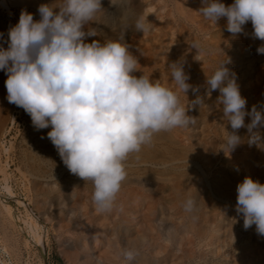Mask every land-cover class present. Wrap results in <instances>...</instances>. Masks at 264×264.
Segmentation results:
<instances>
[{"label": "rangeland", "instance_id": "rangeland-1", "mask_svg": "<svg viewBox=\"0 0 264 264\" xmlns=\"http://www.w3.org/2000/svg\"><path fill=\"white\" fill-rule=\"evenodd\" d=\"M6 2L10 4L13 15L0 5V47L5 49L8 47V30L18 22L22 10L40 19L37 5L11 4L12 0ZM222 2L227 6L234 0ZM102 3L112 10L109 0H102ZM178 3L179 0H135V7L140 9L136 17H146L150 29L143 33L129 29L125 42L138 59V72L135 74L150 76L154 82L174 91L176 87L168 65L184 60L188 83L199 86L202 91L193 93L189 90L187 96L178 93L181 104L189 105L197 95L205 99L200 106L188 109L187 114L192 116L194 123L185 129L179 128L181 134L189 137L183 138L181 142L193 145L196 150L202 147L208 149L211 162L207 164L204 159L195 158L189 163L180 160L139 165L125 160V169L131 168L129 172L133 174H137L138 169L170 170L186 164L182 169L188 172V179L180 189L185 193L181 195L182 191L171 189L158 180L152 184V189H145L139 183L122 185L112 208L103 212L97 211L92 201L93 185L90 181L84 182L78 176L75 177L77 182L65 181L72 174L64 163L56 166L48 164L46 179L39 178L52 186L60 187V184H64L60 195L51 194L42 204L34 200L31 192L27 191V194L21 175L13 164L10 167L13 173L10 182L12 190L34 214V224L44 236V244L40 252L31 235H25L27 230L15 228L0 212V264H264V236L257 233L255 224L244 229L243 217L235 210L236 195L218 196L213 188V182L220 172L233 169V166L241 175L255 176L254 180L264 183V150L255 145L250 147L246 142L241 143L233 152L237 163L230 165L226 160L227 150L225 154L221 148L225 147L226 137L232 129L224 117L219 115V109L222 108L217 102L219 90L213 91L210 97L205 95L206 77L211 76L228 57L231 62L227 67L235 73L240 93L247 101L246 109L251 111L253 105L264 109V54L257 52V47L264 44V41L252 36L251 21L243 26V33L233 38L225 26L226 17H222L216 24L197 11L203 6L202 0L183 2L196 9L193 21L179 13ZM219 25H223L227 38L213 46L210 34ZM112 28L115 30V26ZM194 43L198 45L197 48L192 47ZM202 69L208 70L205 79H201L198 74ZM18 110V106L9 103L7 120L4 122L5 126H9V117L13 114L17 116L12 129L4 138L6 146L10 140L14 141L16 160L21 157L20 150L24 148L20 144V134L27 127L24 118L17 113ZM250 121L251 117L245 116V123ZM216 128L217 133L214 131ZM240 129L238 134L244 132L241 137H246L247 128ZM258 130L264 134V127ZM0 155L4 159L1 145ZM57 174L59 181L56 184L54 176ZM36 179L30 176L31 182ZM1 182L0 176V187ZM198 186L205 189L201 192ZM189 198L195 201L191 212L184 207ZM7 200L26 218L28 211L24 206L9 197ZM193 222H200L206 236L204 239L194 235L191 228ZM230 223L236 229L232 235L228 231ZM182 225L185 230L180 232ZM169 227L172 230L179 229L173 234L174 240L170 241L165 236ZM211 234L210 244L205 245ZM125 236L136 238L135 244L125 245ZM127 252L133 254L131 260L127 258Z\"/></svg>", "mask_w": 264, "mask_h": 264}, {"label": "clouds", "instance_id": "clouds-1", "mask_svg": "<svg viewBox=\"0 0 264 264\" xmlns=\"http://www.w3.org/2000/svg\"><path fill=\"white\" fill-rule=\"evenodd\" d=\"M121 0H109L112 7ZM197 11L217 24L227 18L226 28L237 38L251 21L252 36L264 41V0H202ZM58 8L59 11H54ZM102 0H62L41 4L33 14L22 10L18 22L8 30V47H0V70L7 74V100L23 108L36 130L51 128L47 138L71 174L93 185L92 201L97 211L110 210L126 178L124 161L152 143L155 134L175 128H187L194 120L188 109L204 103L197 95L189 105L180 102L178 93H199V86L188 83L184 60L168 65L176 91L139 75L138 59L125 42L129 29L147 32L150 25L140 15L122 27L119 38L93 39L98 30L92 25L103 12ZM197 48V44L192 45ZM264 54V44L257 47ZM230 58L222 61L211 76L206 77L205 95L219 90L217 102L232 131L225 147L230 155L246 142L264 150V109H246V98L240 93L235 73L228 67ZM250 116V123H245ZM247 128V136L238 135ZM43 138V137H42ZM235 210L243 217L245 230L253 224L264 236V183L251 176L238 183ZM195 201L184 203L191 212ZM128 259L133 258L127 252Z\"/></svg>", "mask_w": 264, "mask_h": 264}, {"label": "bare ground", "instance_id": "bare-ground-1", "mask_svg": "<svg viewBox=\"0 0 264 264\" xmlns=\"http://www.w3.org/2000/svg\"><path fill=\"white\" fill-rule=\"evenodd\" d=\"M12 1L13 2H11V4L17 3V4H26V5L31 4L34 6L36 5L39 6L41 4L51 5L54 3L55 0H12ZM134 1L135 0H121L120 6L112 7V10L108 9L107 7H104L105 10L101 12L98 16V22H95L92 25H90L98 30L99 35L97 37H89L86 42L90 43L93 39H100L101 41H103L104 39L119 38L122 27L126 24L133 23L137 16V13L140 10L135 7L136 5H134ZM184 1L185 0H179L178 11L180 14L185 15L187 19L193 21V19L195 18L196 9L190 7L188 3H183ZM128 2L129 5H127ZM56 3L57 4L62 3V0H59ZM0 5L4 9H6L10 14L13 15L10 4L6 2V0H0ZM152 7L153 6L151 5L150 8ZM54 11H59V9L56 8L54 9ZM34 20H39V18L34 17ZM113 26H115V30H113L112 28ZM210 36H211L210 37L211 44L213 46L219 45L224 38H227L223 25L222 26L219 25L215 30H213ZM207 73H208L207 69H202L198 71V74L200 75L201 79H205ZM6 79H7V75L4 73L3 70H0V132H1L0 145L2 152L4 153V159L0 158V176L2 181L1 182L2 186L0 187V206H1L0 212L8 219V222H10L11 225H13L15 228H18L20 231L26 229L28 233L25 232V235L26 234L31 235L36 246L39 248L40 252H42L43 251L42 246L44 244V236L40 234L37 226L34 224V214L32 213L31 209H29L26 204H22L23 203L21 201L22 199H20V197L16 195L12 190V186L10 182L13 177V173H11L10 167L13 164L16 166V170L18 171V173H20L21 175L20 178H22L24 182V186H26L24 187L27 189L26 192L27 191L31 192L33 197H35L34 200L37 201L38 204H42V202L46 200V198H48L51 194L60 195L61 187L64 184H60V187L56 185L52 186L49 185L46 180L42 181L41 179L39 180V178L47 177L46 174H48V164H50L51 166H56L57 164L63 163V161L61 160L52 142L47 138V133L48 131L51 130V128L49 127L41 130H36L32 125L31 117L23 110V108L20 107L17 113H20V115L24 118L25 123L27 125L26 131L20 134L21 135L20 144L24 146V148H21L20 150L21 157L18 160H16L17 159L16 154L13 153L15 151L13 144L14 141L10 140V144L6 146L7 141L4 139L5 134L8 133L10 129H12L13 124L16 122L17 119V116L15 114L11 115L9 117L10 125L5 126L4 122L5 120H7V114L9 109V102L7 100V89L5 87ZM199 90H201V88ZM219 115L223 116L222 108L219 109ZM214 131L215 133H217L218 129L216 128ZM244 134L245 133L243 132V133H239L238 135L243 136ZM183 138L189 139L188 136L181 134L179 128L157 133L154 135L152 143L150 145L144 146L142 150L138 153L130 154L129 157L126 159V161L130 163H137L140 165L141 163H146V162L165 164L169 162L172 163L178 162L180 160H184V162L188 161L189 163L193 161V159L195 158H202L206 161L205 163L207 164L211 162L209 158L210 153L208 149L202 147L200 150H196L194 149L195 147L193 145H184L181 142ZM233 152L234 151H232L231 154L228 155L226 158L227 162L230 165L237 163L235 161L236 158L234 159L235 156H233ZM183 167H186V164H182L181 166L177 165L171 168L170 170L167 169L154 170L153 168L152 171H148L149 168L147 170H145L144 168L141 171L138 169L137 174H133L132 172H129L130 170H132L131 168L128 169L126 168L125 169L126 178L124 179V181H122L121 186L122 185L126 186L132 183H139L145 189H152L151 188L152 184H154V182L158 180L169 185L171 189H175L178 191L182 189V185L188 179V172L185 169H182ZM235 169L233 166V169L230 168L229 170L222 171L215 178L213 182L214 183L213 188L215 192L218 194V196L219 195L223 197L233 196V195L237 196V191H236L237 185L245 178V176L238 173ZM30 176L37 177L38 179L31 182ZM58 176H59L58 174L54 176L56 177L55 179L56 184L59 181ZM75 177L76 175L72 174V176L65 178V181L77 182L75 180ZM251 177L255 178V176H251ZM25 182L30 184V186L29 185L27 186ZM198 189L199 191L202 192V190L205 188L203 186H198ZM184 193L185 192L182 191L181 195H184ZM8 197L15 200L19 205H22L27 209L28 215H26V218H24L23 215H21V213L17 210V208L13 207V205L7 200ZM199 223L193 222L191 228L196 233V234L194 233V235H196L199 239H204L206 237L205 232L202 230ZM180 229H181L180 232L184 231L185 226L182 225V228ZM178 230H179L178 228L172 230V227L171 228L169 227L168 229H166V234L165 233L164 234L170 241V239H173V234L176 231L178 232ZM228 231L230 235H232L236 231L233 223H230ZM211 238H212V234L209 236L206 243L204 241L205 245L210 244ZM135 241L136 238L134 237H129V238H126V236L124 237V243L127 246L135 244Z\"/></svg>", "mask_w": 264, "mask_h": 264}]
</instances>
